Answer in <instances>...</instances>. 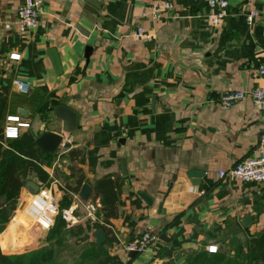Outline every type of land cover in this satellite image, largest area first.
Returning a JSON list of instances; mask_svg holds the SVG:
<instances>
[{
	"label": "crops",
	"instance_id": "obj_1",
	"mask_svg": "<svg viewBox=\"0 0 264 264\" xmlns=\"http://www.w3.org/2000/svg\"><path fill=\"white\" fill-rule=\"evenodd\" d=\"M153 1L44 0L38 23L20 32L16 14L22 0H0L3 135L6 118L17 116L28 123L20 133L36 138L50 130L62 136L58 148L42 156L48 179L41 182L30 172L60 211H74L73 224L60 227L59 248L75 251L60 264H96L90 250L123 264H178L206 253L210 245L216 253L235 255L238 247L248 249L246 239L264 231V183L218 176L256 153L264 106L255 107L247 96L229 107L217 103L226 91L263 84L257 73L264 56L263 0H230L217 26L206 19V0H170V12L157 19L142 16ZM250 10L256 16L248 25ZM138 26L151 37L134 39ZM15 78L28 82L29 89L19 92ZM58 104L75 114L69 132L52 113ZM69 149L82 155L72 160ZM78 175L81 185L92 188L86 201L78 197L81 185L72 190ZM107 175L117 176L121 193L117 215L105 225L104 241L96 243L95 228L73 231L100 219L93 186ZM91 202L96 204L92 217L85 208ZM6 217L0 231L3 253L40 249L53 241V222L41 228L24 206ZM143 232L158 237L155 246L130 256L122 242Z\"/></svg>",
	"mask_w": 264,
	"mask_h": 264
},
{
	"label": "trees",
	"instance_id": "obj_2",
	"mask_svg": "<svg viewBox=\"0 0 264 264\" xmlns=\"http://www.w3.org/2000/svg\"><path fill=\"white\" fill-rule=\"evenodd\" d=\"M5 89L0 91V109L4 103ZM68 155L72 160L82 155L81 151L69 149ZM43 157L40 156L39 150L34 145V136L29 131H24L12 141L6 143L2 129L0 127V231L3 229L7 221L6 207L16 203L20 189L29 172L33 173L36 179L43 182L48 179V174L42 169ZM71 171H74L71 168ZM70 175H73L71 172ZM80 175L76 176V185L73 186L74 192L78 191L81 182ZM121 182L117 176L107 175L99 179L93 186L92 198L99 197L101 202L100 211L97 217L100 219L93 222H87L85 227L77 225L74 227L73 234H79L83 230L95 228L102 229L107 232L106 224L111 218L117 215L118 197L121 193ZM54 221L51 232L53 233V241L46 247L33 249L23 253L7 254L0 250V264H60L55 261V253L59 249V245L63 241V233L60 227H63V220ZM58 245V247H57ZM248 249L246 252L237 251L234 255L224 253H197L191 256L189 264H200V260H206L207 264H264V231L257 236L246 239ZM99 252V253H98ZM95 252L90 250L88 255L96 258V264H110L109 256L104 251ZM85 253V252H84ZM238 258L240 260L238 261ZM87 259H91L87 258Z\"/></svg>",
	"mask_w": 264,
	"mask_h": 264
},
{
	"label": "built area",
	"instance_id": "obj_3",
	"mask_svg": "<svg viewBox=\"0 0 264 264\" xmlns=\"http://www.w3.org/2000/svg\"><path fill=\"white\" fill-rule=\"evenodd\" d=\"M230 0H206L208 12L206 19L209 24L213 26L220 25L226 14V9L229 6ZM44 0H22L17 9L16 14V27L18 31L24 32L34 27L39 20L43 11ZM264 6V0H263ZM172 3L170 0H154L151 4L147 5L142 16H149L152 19H157L162 15L172 10ZM256 16L255 10H250L245 14V20L248 25H251L254 17ZM131 36L134 39H149L150 33L144 31V29L138 26ZM257 73L263 84L255 86L249 90H231L222 93L217 103L224 107H229L236 102L241 101L246 96L249 97L252 104L255 107L264 106V56L260 60ZM16 89L24 93L29 89V84L21 78L13 79ZM7 124L4 127L5 138L14 139L20 134V127L28 126V123L21 122L17 116H8L6 118ZM13 123V124H11ZM218 176L220 178H235L243 182L264 183V133L260 135L256 146V153L253 156L244 158L226 170H219ZM85 208L88 211V216H93V212L96 209L94 202L85 204ZM25 212L35 221V223L43 229H48L53 222V218L57 215L65 223L66 227L73 224L75 215L73 208H66L60 211L57 204L54 201L52 193L40 188L36 193L32 194L28 199V202L24 205ZM111 234L116 237L115 231L111 226ZM158 237L150 232H143L140 235L122 242V248L126 252L142 253L147 250H151L157 241ZM207 253H215L216 246L210 245L206 248ZM110 264H123L120 261L112 260Z\"/></svg>",
	"mask_w": 264,
	"mask_h": 264
},
{
	"label": "water",
	"instance_id": "obj_4",
	"mask_svg": "<svg viewBox=\"0 0 264 264\" xmlns=\"http://www.w3.org/2000/svg\"><path fill=\"white\" fill-rule=\"evenodd\" d=\"M88 50L89 48L87 47L86 51ZM48 53L50 55V59L54 65V68L58 71L59 64L55 51L51 49L49 50ZM85 57L87 58L86 53H85ZM52 113L57 119L63 121L64 132H69L74 127L75 114L69 108H66L65 106L58 104L53 106ZM61 140H62L61 134L47 130L41 132V134H39L36 138H34V145L36 146V148L39 149L40 155L45 156L50 153H53L60 145ZM120 166H121V173L123 174L124 162L122 160L120 161ZM190 174L192 176H196V172H192ZM38 188L39 185L35 183L33 180H31V174L29 172L24 187L20 191V195L23 196L24 199L20 200V202H18L17 204L15 203L14 205L7 206L6 207L7 216H10L12 210L16 208L21 210L24 206L25 198H27L31 194L36 193L38 191ZM91 193H92V188L87 183H82L78 191V197L82 201H86L87 199H89ZM140 197L147 203H150V200L146 196L141 194ZM246 219L248 220V217H246ZM93 237L96 243H101L105 239V233L102 229H96L93 232ZM134 254L135 252H130L129 255L133 256Z\"/></svg>",
	"mask_w": 264,
	"mask_h": 264
},
{
	"label": "rangeland",
	"instance_id": "obj_5",
	"mask_svg": "<svg viewBox=\"0 0 264 264\" xmlns=\"http://www.w3.org/2000/svg\"><path fill=\"white\" fill-rule=\"evenodd\" d=\"M31 180H33L32 178H31ZM34 181V180H33ZM19 201L17 200V202H16V204L18 203V202H20V200H22V199H24V197L23 196H21V195H19ZM58 217V215L54 218V221L56 220V218ZM54 221H53V223H54ZM67 246V245H66ZM58 251L55 253V261L56 262H60V260L63 258V257H65L67 254L69 255V252H71V255L73 256V253H74V251H75V249H73V248H70L69 246H67V247H65V246H62V248H59V249H57ZM25 251H30V249H26V250H24L23 252H25ZM246 252L247 250L246 249H243L242 250V248L241 247H238V251H237V255H239L240 253L239 252ZM191 257V256H190ZM190 257H188V258H190ZM188 258H186V259H184V260H182L183 262H178V264H189L188 262H189V259ZM233 259H236V258H234V255H233ZM240 260V258H238V261ZM201 262H200V264H207V263H209V262H207L206 260H200Z\"/></svg>",
	"mask_w": 264,
	"mask_h": 264
}]
</instances>
